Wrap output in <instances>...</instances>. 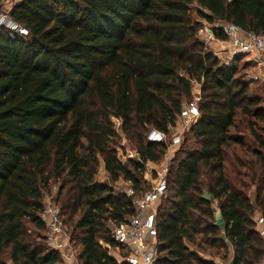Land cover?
<instances>
[{"label": "trees", "instance_id": "1", "mask_svg": "<svg viewBox=\"0 0 264 264\" xmlns=\"http://www.w3.org/2000/svg\"><path fill=\"white\" fill-rule=\"evenodd\" d=\"M195 9L202 21L264 36V0L14 3L10 18L29 36L0 30V264L5 255L12 264H63L41 217L57 182L54 202L79 264H119L107 247L116 248L112 227L136 211L113 184L123 179L144 194L147 165L168 153L147 137L171 135L196 83L200 118L188 133L196 147L181 150L168 178L155 264H214L203 254L227 261L229 245L232 264L263 263L255 220L258 211L264 218L263 99L250 97L237 68L222 66L198 38ZM239 115L255 149L232 134ZM122 138L138 159H119ZM100 159L111 185L96 181Z\"/></svg>", "mask_w": 264, "mask_h": 264}, {"label": "built area", "instance_id": "2", "mask_svg": "<svg viewBox=\"0 0 264 264\" xmlns=\"http://www.w3.org/2000/svg\"><path fill=\"white\" fill-rule=\"evenodd\" d=\"M4 6H6L5 0L0 5V30L6 29L17 35L28 37L29 31L10 18L11 9L1 10ZM198 38L207 49L212 44H216L218 48L223 47V49L213 51L217 57L227 53L230 62L241 57L246 58L258 70L250 77L251 81L264 82V36L247 33L233 24L223 22L210 24L202 21V25L198 29ZM199 118L198 104L187 103L181 111L177 125L171 128L174 136L170 144L167 143V136L157 130H152L147 139L152 143H166L168 150L171 151L172 148L181 145L182 133L190 130ZM115 123L117 130L121 133V122L115 120ZM122 156H124L123 159ZM135 156H138L137 152ZM134 158V155L130 154L120 153L119 155L122 162ZM126 184L128 189L125 191V195L132 200L136 213L124 222L113 226L112 238L116 248L107 246L109 253L119 264H155L158 245L157 212L167 197L168 178L166 175L160 176L154 186L150 189L146 188L140 197L137 196L131 184ZM213 210L215 225L220 226L221 211L217 201L213 202ZM41 217L47 228L48 247L61 255L63 264H79L78 252L72 245L61 209L50 197L44 200ZM256 225L259 235L264 239V218L260 216L256 219ZM213 263L226 264L217 261H213Z\"/></svg>", "mask_w": 264, "mask_h": 264}, {"label": "rangeland", "instance_id": "3", "mask_svg": "<svg viewBox=\"0 0 264 264\" xmlns=\"http://www.w3.org/2000/svg\"><path fill=\"white\" fill-rule=\"evenodd\" d=\"M19 1H22V0H5L6 6H4L1 10L11 9L12 6L14 5V3L19 2ZM193 17L195 20L202 22V20L197 16L196 9L193 11ZM221 48L223 49V47L218 48L216 46V44H212L211 46L208 47V50L210 52L212 51L211 53H214L213 51H216L217 49H221ZM218 58H219V61H220L222 66L237 68V74L235 77L239 78V79L241 78L242 81H244L246 84H248V86H249L248 95L250 97H261L263 99L262 105L264 106V82L263 81H251V79H250V77L252 75H254L256 72H258V70H256L254 65L244 57H241L240 59H238L237 63L234 64L235 62H230V59H229V56L227 55V53L223 54V56L218 57ZM234 65H236V66H234ZM201 98H202V86L200 84L196 83L193 85V100L189 103L195 102V103L199 104L201 102ZM236 122H237V129L232 130V134L239 136V137H242L244 139L246 145L250 149H255L257 146L254 142V139L250 135V132L248 130V126H247V123H246L244 117L239 115ZM189 131L190 130H186L182 133L181 145L178 147L172 148L171 151L168 150L167 155L159 163H157V164L149 163V166H147V168H146L145 177H144V182H145L144 185L147 186L149 189L154 186V184L160 178V176L166 175L167 178H170L171 170L173 168V165H175L174 161L179 160V159L184 157L183 154H181V150L183 148L186 147L189 150H192L196 147L194 139L190 135H188ZM173 136H174V132H172L171 135L167 137V143L168 144L171 143ZM185 141L187 142V144H186L187 146H183V143ZM118 152H119V155H120V153H122L123 155L130 154V155H134V157H135L134 159L139 158V156H135L136 149H135L134 145H132L126 138L120 139ZM123 157L124 156H122V159H123ZM96 181L99 183L111 185L110 177L105 170V165H104V162L102 159H100V167H99L98 175L96 177ZM126 183H128V182L121 179L116 184L114 183L113 187L118 194L119 193L122 194V193H125V191L128 189V186ZM60 186H61L60 182L52 183L51 187L45 192V199H48V197H50L54 201L55 198L57 197L58 190H59ZM255 193H256V188H251V190L249 192V197L251 198L252 201L255 200ZM163 205H164V201L161 203L160 207H162ZM260 215H261V213L258 211L256 214V217H260ZM74 220L77 221L78 217L76 216ZM75 250L78 252L77 249H75ZM202 257H204L205 259H207L209 261L223 262L222 260H220L218 258L217 259L212 258L206 254H203ZM1 264H12L8 255L4 256Z\"/></svg>", "mask_w": 264, "mask_h": 264}, {"label": "crops", "instance_id": "4", "mask_svg": "<svg viewBox=\"0 0 264 264\" xmlns=\"http://www.w3.org/2000/svg\"><path fill=\"white\" fill-rule=\"evenodd\" d=\"M259 217H256L255 218V220L256 219H258ZM221 222V225H222V221H220ZM221 231H222V233L224 234V229H223V227H222V229H221ZM229 247H230V255H229V259L227 260V261H223L224 263H226V264H232L233 263V260H234V251H233V248L229 245Z\"/></svg>", "mask_w": 264, "mask_h": 264}]
</instances>
